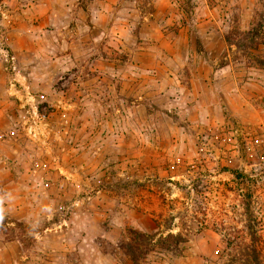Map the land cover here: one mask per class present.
Wrapping results in <instances>:
<instances>
[{
    "label": "rangeland",
    "instance_id": "rangeland-1",
    "mask_svg": "<svg viewBox=\"0 0 264 264\" xmlns=\"http://www.w3.org/2000/svg\"><path fill=\"white\" fill-rule=\"evenodd\" d=\"M248 242L264 264V0H0V264Z\"/></svg>",
    "mask_w": 264,
    "mask_h": 264
},
{
    "label": "trees",
    "instance_id": "trees-1",
    "mask_svg": "<svg viewBox=\"0 0 264 264\" xmlns=\"http://www.w3.org/2000/svg\"><path fill=\"white\" fill-rule=\"evenodd\" d=\"M233 33H235V35H241V36H245L244 38L246 39V41H248L250 43V45L248 46V48L251 49H256L257 46V42H255V37L254 35L249 36L250 30H233ZM249 39V40H247ZM226 42H228L229 44H231V40L230 38L226 37ZM244 230L243 232L245 233ZM254 237H256V233L255 232H251ZM170 237H174L173 234L169 235ZM232 246V244H227L225 245L223 248H230ZM240 247V246H239ZM243 247L245 249V251H243V253L245 254L244 258H239V262L241 264H261V261H259V259H261L263 257V250L262 248H260L257 244H254V242H248L243 244Z\"/></svg>",
    "mask_w": 264,
    "mask_h": 264
}]
</instances>
